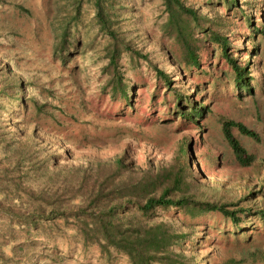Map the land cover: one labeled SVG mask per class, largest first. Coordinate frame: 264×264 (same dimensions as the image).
Listing matches in <instances>:
<instances>
[{"label": "rangeland", "instance_id": "1", "mask_svg": "<svg viewBox=\"0 0 264 264\" xmlns=\"http://www.w3.org/2000/svg\"><path fill=\"white\" fill-rule=\"evenodd\" d=\"M76 1L0 0V264H128L118 253L102 257L95 242H84L71 217L38 220L33 226L20 220L39 210L46 214L52 207L79 204L73 193L81 174L97 162L123 155L131 170L143 167L144 160L166 162L178 133L195 131L196 126L181 123L168 110L173 97L155 79L154 68L170 74L179 86H196L198 102L208 105L191 157L205 184L212 181L235 191L243 184L238 174L254 171L234 161L217 115L257 134L254 140L233 129L264 167V0H239L254 22H260L256 32L244 25L239 12L229 14L220 0H182L201 14L217 15L220 29L233 43L234 57L247 66L249 92L234 86L231 68L210 45L201 54L199 69L179 71L168 51L177 54V48L162 33V0H103L110 28L147 56L123 52L118 60L119 72L133 89V108L104 90L110 40L95 19L93 1L81 0L78 10ZM63 28L68 33L62 49ZM208 153L215 161L208 163ZM158 217L179 230H198L185 254L196 255L201 264H224L232 258L250 264L254 255H264V229L259 226L243 234L234 233L219 215L192 220L172 210Z\"/></svg>", "mask_w": 264, "mask_h": 264}, {"label": "trees", "instance_id": "2", "mask_svg": "<svg viewBox=\"0 0 264 264\" xmlns=\"http://www.w3.org/2000/svg\"><path fill=\"white\" fill-rule=\"evenodd\" d=\"M80 1H76V10L79 9ZM92 1L99 28L110 40L105 66L109 76L104 90L112 97H120L128 108H133V89L119 72L118 60L123 52L143 59H147V56L132 50L110 28L103 0ZM220 2L229 14L232 11L235 14L239 12L244 25L254 32L262 28L260 22H254L252 15L240 7L239 0ZM162 5L166 14L162 33L177 48V54L168 51L170 55H175L182 74L200 68L201 54L207 52L206 48L210 45L214 55L217 54L231 68L234 86L248 92L251 90L247 66L234 57L233 43L220 29L216 14H201L182 0H162ZM255 11L260 10L256 7ZM67 33L66 28L61 30L59 45L62 49L67 41ZM154 70L155 79L161 83L163 91L173 97L168 110L176 114L181 123L190 122L197 127L195 131L201 130L200 118L208 110V105L198 102L197 87L188 89L179 86L170 74L158 68ZM216 122L234 161L241 168L254 170L250 176L238 174L236 179L242 177L243 184L240 183L237 190H224L216 186L215 182L211 181L208 185L201 180L191 159L195 154L197 132H181L173 144L168 161L152 163L144 160V166L136 170L125 165L123 155L112 162L99 161L81 174L80 183L73 193V196L77 194L79 197V204L62 209L52 207L46 214L39 210L23 215L20 223L33 226L38 220L67 216L75 220L84 242H95L106 260L114 252L125 256L128 264H201L196 255L185 254L189 245L187 242L199 235L198 230L193 226H182L179 230L173 222L158 217L160 213L174 210L192 220L219 215L229 222L234 233L242 231L244 234L246 230L258 226L264 229V167L239 143L233 129L251 139L259 138L239 121L217 115ZM206 155L208 163L215 161L210 153ZM210 165L207 164V167ZM88 182L90 185L87 188ZM251 261L250 264H264V255L261 258L254 255ZM224 264L237 262L232 258Z\"/></svg>", "mask_w": 264, "mask_h": 264}]
</instances>
